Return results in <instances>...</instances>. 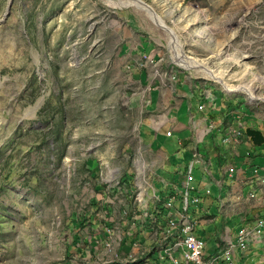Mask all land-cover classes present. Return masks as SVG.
I'll list each match as a JSON object with an SVG mask.
<instances>
[{
	"label": "rangeland",
	"instance_id": "1",
	"mask_svg": "<svg viewBox=\"0 0 264 264\" xmlns=\"http://www.w3.org/2000/svg\"><path fill=\"white\" fill-rule=\"evenodd\" d=\"M119 1L0 0V264H140L163 251L155 215L173 193L160 200L166 158L145 133L193 89L194 105L220 98L235 128L264 130V101L178 63L171 34L264 96V0H142L171 32ZM210 139L203 155L217 154Z\"/></svg>",
	"mask_w": 264,
	"mask_h": 264
},
{
	"label": "crops",
	"instance_id": "2",
	"mask_svg": "<svg viewBox=\"0 0 264 264\" xmlns=\"http://www.w3.org/2000/svg\"><path fill=\"white\" fill-rule=\"evenodd\" d=\"M141 76L143 77V73ZM196 96L197 90L193 89L189 99L183 100L178 106L172 104L171 111L175 114V118L166 122L156 133L149 126L145 138L152 148H158L166 158L164 175L167 184L159 190L163 192L164 200L168 201L166 187L170 184L169 189L175 200L183 196L186 180L182 179V174L185 170L188 173L191 164L193 168L196 165L199 172H202L201 176L200 173L196 176L194 170L192 171L194 180L191 182V191L193 198L199 196L200 201L194 203L192 212L189 211L188 214L196 222L195 234L206 242L205 258L209 260L211 256L219 254L227 242L236 239L240 228L253 227L259 220H264V143L255 144L245 132L247 127L241 125L237 129L233 126L232 118L226 117L230 112L234 113L230 108L231 105L228 110V105L220 102V98L209 102L203 97L196 106L193 104ZM201 105H204L202 110ZM227 111L229 113L226 114ZM204 128L206 132L202 133ZM163 129L166 132L170 129L174 130L173 135L169 137L166 132L161 135ZM232 130L240 131L241 135H236L231 132ZM261 130L264 133V130ZM210 135V141L215 145L217 154L208 149L207 144L204 146L207 154L203 155L200 143L205 142V138ZM159 136L165 138L164 145L174 149L172 154L169 153L171 149L167 148L166 151L156 146ZM176 136L178 140H175ZM226 138L230 140L225 141ZM248 142L256 147L250 148ZM213 156L219 163L216 171ZM170 174L176 175L171 178ZM198 179L199 183L193 184ZM174 184L181 187L176 186L177 190H181L180 193L172 190ZM251 194L254 196L252 197ZM182 205V201H179L175 208L170 209L167 217L159 220L165 224L164 228L160 223L157 224L162 231L159 238L163 239L165 246L175 239L167 235L169 214L182 210ZM165 246H162L161 250ZM155 248L149 246L151 251ZM159 250L160 248L155 249L153 253L143 251L142 255L138 254L144 259L140 264H173L169 256L162 258ZM138 255L133 260H136ZM175 256L180 260V264H193L185 260L182 249L177 250ZM233 256L236 264H264V228L262 236L251 243L248 249L241 250L238 246L234 247ZM215 264H226V262L220 259Z\"/></svg>",
	"mask_w": 264,
	"mask_h": 264
},
{
	"label": "built area",
	"instance_id": "3",
	"mask_svg": "<svg viewBox=\"0 0 264 264\" xmlns=\"http://www.w3.org/2000/svg\"><path fill=\"white\" fill-rule=\"evenodd\" d=\"M203 107L204 105L200 106L201 109ZM173 132L170 129L166 132V135L170 137L173 135ZM231 132L241 135L240 131L236 132L232 130ZM227 140L229 141L230 139L226 138L225 141ZM192 171L193 164H191L186 177V187L183 191V209L169 214L167 235L175 239L171 244L163 247L160 255L162 258L169 256L173 264H180V260L175 256V252L182 249L185 260L193 264H215L220 259H223L226 264H236L233 256L234 247L238 246L241 250L248 249L251 243L262 236L264 220H259L253 227L240 228L234 241L227 242L219 254L213 255L209 260H206V242L195 234L196 222L188 214L190 206L189 195L192 190L191 182L194 180ZM208 193H210V190H208ZM251 196L253 197L254 194H251ZM174 199L175 197L172 196L169 200L170 209L175 208L173 204ZM199 201V196L193 198L194 203H198Z\"/></svg>",
	"mask_w": 264,
	"mask_h": 264
},
{
	"label": "bare ground",
	"instance_id": "4",
	"mask_svg": "<svg viewBox=\"0 0 264 264\" xmlns=\"http://www.w3.org/2000/svg\"><path fill=\"white\" fill-rule=\"evenodd\" d=\"M110 2L112 4H117L116 2H113V0H110ZM123 4H132V5L140 6L141 8L145 9L148 12V14H150L155 20L160 22V24H162L164 27L169 29V27L165 24L164 20L152 9L151 6H149L144 1L142 0H120L118 2V5H123ZM171 31L172 30H170V32ZM171 34H172V47L176 50L174 59L177 60L178 63H180L186 68H194V69L199 70V72H202L206 76L220 83L228 92L245 93L252 99L264 101V96L257 94L256 91L254 90V87L251 84H242V85L232 84L227 79V74L224 70L215 68L211 66L210 64H208L207 62H203L199 59L189 57L183 54V52L179 50V45L177 41L178 38L173 32H171Z\"/></svg>",
	"mask_w": 264,
	"mask_h": 264
},
{
	"label": "water",
	"instance_id": "5",
	"mask_svg": "<svg viewBox=\"0 0 264 264\" xmlns=\"http://www.w3.org/2000/svg\"><path fill=\"white\" fill-rule=\"evenodd\" d=\"M246 133L255 144L260 145L264 143V133L261 129H256L250 126L246 129Z\"/></svg>",
	"mask_w": 264,
	"mask_h": 264
},
{
	"label": "trees",
	"instance_id": "6",
	"mask_svg": "<svg viewBox=\"0 0 264 264\" xmlns=\"http://www.w3.org/2000/svg\"><path fill=\"white\" fill-rule=\"evenodd\" d=\"M160 200H164V194L163 192H160ZM180 201H183V196L180 198ZM177 208V206H176ZM170 211V208H167V207H164L163 205H161V210H160V215H156L157 216V220H156V225L157 224H161V227L164 228L165 227V224L164 223H161L159 220L163 219V217H167L168 213Z\"/></svg>",
	"mask_w": 264,
	"mask_h": 264
}]
</instances>
